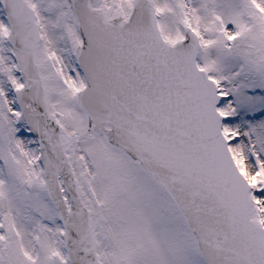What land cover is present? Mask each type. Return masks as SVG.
Listing matches in <instances>:
<instances>
[{
	"label": "snow or ice",
	"instance_id": "obj_1",
	"mask_svg": "<svg viewBox=\"0 0 264 264\" xmlns=\"http://www.w3.org/2000/svg\"><path fill=\"white\" fill-rule=\"evenodd\" d=\"M0 264H264V0H0Z\"/></svg>",
	"mask_w": 264,
	"mask_h": 264
}]
</instances>
